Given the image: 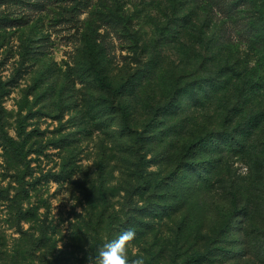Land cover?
I'll return each instance as SVG.
<instances>
[{
	"label": "rangeland",
	"instance_id": "obj_1",
	"mask_svg": "<svg viewBox=\"0 0 264 264\" xmlns=\"http://www.w3.org/2000/svg\"><path fill=\"white\" fill-rule=\"evenodd\" d=\"M176 1L184 6L180 15L188 12L177 25L178 15L169 0H0V246L4 249L18 245L26 252L20 228L32 233L48 229L50 244L56 242L57 249L65 252L77 242L76 236L86 247L90 234H84L83 219L97 212H129L130 203L145 204V197L128 200L135 161L129 149L135 148L134 138L120 131L119 116L102 109L104 94L88 67L84 42L95 36L103 39L106 48L94 56L111 81L131 82L143 74L124 98L135 107L134 126L141 127L151 118L162 130L153 146L161 163L150 169L168 179L183 162L206 164L218 159L211 180L199 181L182 199L166 189L154 197L165 216L147 243L159 248L165 240L177 239L185 214L203 220L204 228L214 226L220 210L231 206L230 193L240 195L236 212H245L236 213V227L225 235L231 255L244 248L241 228L254 232V239L264 228V180L254 161L230 153L220 160L221 155L210 150L204 151L207 155L201 161L197 159L201 152L192 155L186 150L194 133L218 128L219 103L211 99L193 104L181 93L177 111L166 105L176 101L177 94H170L175 84L179 92L205 74L202 59L209 70L234 62L247 65L245 71L252 75L264 55V42L253 43L245 17V6L255 8V4L243 0L230 9L232 0H211L224 2L223 6H208L204 2L209 0ZM257 3L264 11V0ZM109 12L122 15V23L112 27ZM208 46L215 53L212 56L207 54ZM260 67L261 81L255 86L259 89L248 90L243 97L249 113L264 111V65ZM161 104L166 109L155 112ZM11 138L24 146V159L14 152ZM252 143L264 144V127L256 131ZM217 180L224 181L227 195L219 193ZM19 207L28 212L27 219L20 220ZM107 229L105 220L100 228L105 240L110 237ZM43 253L22 264H40L46 257ZM10 258L5 255L1 262ZM240 261L228 259L224 264H245Z\"/></svg>",
	"mask_w": 264,
	"mask_h": 264
},
{
	"label": "trees",
	"instance_id": "obj_2",
	"mask_svg": "<svg viewBox=\"0 0 264 264\" xmlns=\"http://www.w3.org/2000/svg\"><path fill=\"white\" fill-rule=\"evenodd\" d=\"M169 1L174 14L178 15L174 21V24H176L181 17L184 19L188 12L180 15L184 6H178L179 2L176 0ZM212 1L204 3L208 6L214 4L222 5L224 3ZM242 1L232 0L230 9H234ZM251 1H253V5L255 4V8L246 5L245 12L247 13L245 17L248 19L247 27L252 31L253 43L258 44L259 42H264V11L259 8L257 0ZM120 16L122 15L116 12H109V24L113 27L115 24L122 23ZM168 35L172 37L171 33ZM99 38L100 36L85 38L84 45L86 52L89 53L90 60L88 67L91 75L94 76L103 91L104 95L100 101L102 109L113 117L119 116L120 131L126 136L134 138L135 148L130 147L129 149L134 154L135 161L131 170L133 185L129 190L128 200L132 201L136 196L145 197V204L140 206L137 203H130L129 212L122 213L117 211L107 214L97 212L90 214L88 219H83L84 221L86 220V231L84 234H90L89 245L83 246L81 243L83 239L76 236L75 240L77 242L73 243L69 251L66 252L63 248L57 249L56 242L50 244L51 238L49 237L48 229H39L32 233L29 230L20 228V239L25 243L26 252H21L18 245H15L11 250L0 246V264H3L1 260L5 259V255H11V258L8 260L9 262L4 264H22L25 263L24 260L26 258L34 257L38 252L42 251L46 257L40 264H89V257L92 251L106 241L100 230L105 220H107L108 229L106 233L109 234V239L120 231L128 228L135 229V238L128 245L130 246L128 248L129 258L134 259L137 255H143L145 264H224L228 259L241 260L245 264H264V228L260 227L257 230L255 239L254 235L251 236V233L254 232L241 228L245 236L243 252L240 251L242 253L236 252L231 255V251L225 246V235L236 227L234 220L245 213L244 211L236 212L241 202L238 193H228L231 206L220 210L219 222L214 226L204 228L203 220H198L197 222L195 219H191V214H185L176 230L177 239L165 240L159 248L157 247L158 244H155L154 247L153 244L147 243L148 236L154 232L157 223L161 222L165 216L160 207L162 206L161 203L155 200L154 197L162 196L161 191L166 189L171 195L182 199L188 195L189 190L194 188L193 186L198 184L199 181L209 182L211 180V175L218 159H212L206 164H203V162L198 163L194 160L187 163L183 162L172 171L168 179L159 177L157 170L150 169L161 163L160 154L156 152L153 146L159 142L158 139L161 137L160 132L162 130L151 118H148L149 120L146 119L141 127H138V125L134 126L135 107L130 102L125 101L124 98L126 91L135 89L134 84H136L137 77L141 73L135 76L131 82L125 81L115 84V82L111 81V76L106 73L100 60L94 56L95 52L103 51L106 48L102 41L103 39L99 40ZM209 47L207 48V54L212 56L214 52H212V47L211 49ZM260 61L261 64L257 65L252 71V75L249 76L248 72L245 71L248 69L247 65L238 66L234 62H229L221 64L214 70H209L207 68L208 62H203L202 59L200 64L205 74L199 76L194 83L182 86L179 92V86L175 84L174 87L170 88V94H177L176 101L166 105L171 107V111H177L181 107L179 102L181 93L188 96L193 104L202 105L208 100H216L219 103L217 110L218 128L194 133V136L187 140L189 142H186V150L192 155L201 152L199 153L201 158H197L202 159L201 161H204L207 155L205 152L208 150L211 153L221 155L220 160L225 153L242 157L246 161L253 160L255 163H253V166L259 171L261 178L264 180V144L260 146L252 143L256 131L264 127V111L249 113L246 108L247 101L243 99L248 90L252 92L259 89L255 88V86L258 81H261L262 68L260 66L264 65V55ZM256 75L259 80H255L254 76ZM0 86L3 85L0 83ZM161 105L162 107H155L154 111L158 112L166 109L167 106L165 104ZM145 107L150 108V105H145ZM22 133L19 131V135L22 136ZM10 141L13 144L14 152L24 159V146H20L12 138ZM148 154H151V156L148 157ZM185 184H188V186ZM217 185L221 189L220 194L227 193V187L223 180H217ZM183 186H186L185 192H183ZM23 191L26 192L27 189L25 188ZM18 209L17 213L20 220L27 219L29 216L28 212H23L20 207ZM168 213H170L169 210ZM236 213H238V216H236ZM246 222L243 221V225L247 227ZM257 236L260 238H257ZM190 241H192L191 244ZM23 252L26 253V257ZM78 254L81 256H78Z\"/></svg>",
	"mask_w": 264,
	"mask_h": 264
},
{
	"label": "clouds",
	"instance_id": "obj_3",
	"mask_svg": "<svg viewBox=\"0 0 264 264\" xmlns=\"http://www.w3.org/2000/svg\"><path fill=\"white\" fill-rule=\"evenodd\" d=\"M72 204L76 201L71 200ZM135 229L128 228L96 247L89 257V264H145L143 255L130 259L128 255L129 242L135 238Z\"/></svg>",
	"mask_w": 264,
	"mask_h": 264
}]
</instances>
